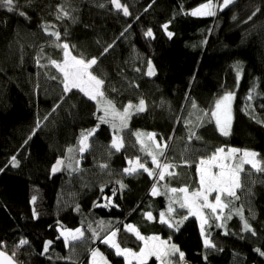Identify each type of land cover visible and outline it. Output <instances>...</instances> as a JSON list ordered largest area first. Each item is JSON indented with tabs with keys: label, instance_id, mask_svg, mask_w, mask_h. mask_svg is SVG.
Returning a JSON list of instances; mask_svg holds the SVG:
<instances>
[{
	"label": "trees",
	"instance_id": "16d2710c",
	"mask_svg": "<svg viewBox=\"0 0 264 264\" xmlns=\"http://www.w3.org/2000/svg\"><path fill=\"white\" fill-rule=\"evenodd\" d=\"M211 1L219 5L214 16L191 14L209 0H120L127 16L110 0H14V11L0 6V252L19 264H92L99 249L109 264H128L102 239L118 230L116 242L139 252L143 241L125 230L133 225L142 236L176 243L190 264H264L256 251L264 252V171L243 164L239 199L222 196L228 207L220 219L205 208L203 235L194 218L171 228L161 223L169 207L176 215L189 210L171 206L161 192L152 195L153 185L166 182L197 187L200 160L220 148L255 151L264 168V0H233L222 10L223 0ZM65 43L73 56L97 59L90 72L104 82L102 98L64 91L63 75L50 61H64ZM227 92L235 103L225 136L212 113ZM102 99L118 109L143 100L146 110L114 135L101 123ZM93 130L76 167L53 172L70 147L80 146L81 134ZM152 133L167 145L164 155L152 141L147 145L157 159L179 167L175 176L124 171L138 167L137 160L154 168L141 143ZM115 136L123 142L119 150ZM13 156L18 166L11 165ZM77 228L84 238L66 243L62 230ZM205 238L214 246L206 247ZM144 264L160 263L152 257Z\"/></svg>",
	"mask_w": 264,
	"mask_h": 264
},
{
	"label": "snow or ice",
	"instance_id": "6c2138e0",
	"mask_svg": "<svg viewBox=\"0 0 264 264\" xmlns=\"http://www.w3.org/2000/svg\"><path fill=\"white\" fill-rule=\"evenodd\" d=\"M233 2V0H223V4L220 6L221 10L224 7H227ZM14 0H0V6H6L8 11H14L13 8ZM110 3L113 4L116 9L123 10V14L125 16L129 15V11L127 6H124L120 3V0H110ZM63 11V9H61ZM192 15H207V16H214L216 14L214 10V6L211 4V0H209V3L202 4L197 9H195L192 13ZM20 15H25L23 12L20 13ZM64 15H68V13H64ZM255 15V13H253ZM60 18L59 16L57 17ZM251 19V17H249ZM164 28L167 29V25H164ZM52 35L56 36L57 39H59V33H52ZM146 36L151 37L153 35L152 30L149 29L146 33ZM168 36L171 37L172 33L169 32ZM58 47H61V45H57ZM111 47V46H109ZM62 48L64 49V61L63 63H58L55 60L50 61L63 75L62 83L64 85V91L68 92L72 89H79L81 92H84L85 95L89 96L90 99H97V97H103V80L97 78L96 76L92 75V73L89 71V69L97 63L96 58H92L91 60L85 61L83 58H77L75 56H71L70 52L68 51L69 45L67 43L62 45ZM108 48H105L104 51L107 52ZM147 74L149 76L154 75V69L151 65V62L148 63V72ZM239 74V70H238ZM232 99V94H226L221 101H218L216 104V112H213L212 115L216 118V123L218 126H220V131L223 135H228V127L230 124V116L228 114V105L227 102ZM224 105V111L221 113L219 110L221 109V105ZM133 106L129 104L123 112L117 111L115 106L111 103V101H107L104 107L105 115L104 117H101V121L104 123L111 122L113 126H116V121H119L120 127H127V120L130 116V109ZM195 107V105H193ZM145 110V102L143 100H140L139 105L136 106V111L142 112ZM109 117H111V121H109ZM223 118V123H222ZM94 134L93 131H89L86 133L81 134V139L79 141V144L81 147L79 148V151L83 152L85 148L87 147V141L90 136ZM192 135H195L194 133ZM148 140L152 141L153 144H155V149L160 150L162 147H166L167 145H161L159 142L155 141V134H147ZM192 137L190 136L189 139ZM30 139V137H29ZM138 141L140 140V134H137ZM141 143L144 145L142 147L143 151H146L149 155L152 156V163L157 166V168L161 169L158 173H155L153 171H150L147 167H145L144 164L139 163L137 160L138 167H130L124 169L126 173L133 174L138 171V169H143L145 172H148L149 176L158 175L160 180L165 179V175H175L172 172L167 171L169 168L174 167V165L170 164H161L158 159L157 155L153 154V149L149 147L147 144H144L143 141ZM113 147L116 148V150H119L123 147V142L121 138H116L113 140ZM69 151H73L72 149H69ZM238 149H229L228 153L224 154V149L220 148L217 149L216 152L207 159H201L199 162L198 172H199V183L201 185V190H197L189 194L187 187L176 189L173 188L170 191L172 193L180 192L183 193L182 199L179 201V205L181 208H188L189 213L188 215L198 216L200 218L201 224V233L204 234V228L205 225L208 224V219L201 214V209L203 208H210L213 213L216 212V210L223 209L228 207V204L222 202V196H226L229 198H235L239 199V196L237 195V189L242 188L241 179H240V173L243 171L242 165L245 163H249L252 165L253 168L257 167V163L255 162V157L257 154L255 152L250 151H244L243 152V159L239 161L236 165H231L227 163L228 160H230L233 157V154L238 152ZM158 154L160 156H163L164 153L162 150L158 151ZM11 165L13 167L18 166V161L16 160V157L13 156L10 161ZM63 163V161L58 160L56 162V165L53 166L52 171L56 172L59 170V166ZM131 163V162H130ZM212 167H216L219 169L218 173H214L211 171ZM258 170L264 171V168H259ZM126 187V185L121 184V188ZM101 192L104 191L103 188L100 189ZM215 192L216 195L214 197V203H210L208 200L209 194ZM115 191H113V195H115ZM159 194L157 191V188L155 185H153L152 188V195ZM111 202V198L106 197ZM33 201H35V197H33ZM97 207H107L108 205H96ZM169 213L173 212L174 209L169 207L168 209ZM238 215H242L240 211L237 212ZM35 215V213H34ZM147 219L152 220L153 216L151 213L145 214ZM161 219L160 222L167 224L168 227H174L178 226L179 223H182V221L175 222V225L172 221V218L169 216L165 218V213L160 214ZM229 219L231 216L228 217ZM184 219H187V216L184 217ZM216 219H220L219 216L216 217ZM102 223V222H101ZM218 227H223L222 224L217 225ZM245 230L250 231V227L245 222L244 224ZM125 230L132 232L135 234L136 238L139 240H142L145 242L144 247L140 250L139 253L132 252L130 249H121L120 245L116 242V236L117 231H112L109 236H106L102 239V243L110 245L112 248L116 250V254L120 256L127 257H135L140 261V264H144L145 259L149 256H156L158 259L162 256L168 254V249L166 247V243L164 241H159V237H144L141 235V233L136 229L133 225H125ZM93 234L96 235L95 231H93ZM253 234H255L253 232ZM61 235L64 236L65 242L68 243L69 240L76 241L79 240L83 236V232L81 229L77 228L75 230H64L61 232ZM149 241H159V243H149ZM27 240H21L19 242L20 245L27 244ZM51 244V241H48L45 243L44 251L47 252L48 246ZM204 244L206 247L208 246H214L211 245L210 241L205 238ZM172 252L173 254L178 251L175 245H172ZM260 253V255L264 256V252H261L260 249L256 250ZM183 253L181 252L179 254L180 259H183ZM93 257L100 256L101 260L103 261V256L98 251H93L92 253ZM0 258H2L5 261H10V257H7L3 252H0ZM104 264H107L106 261H104Z\"/></svg>",
	"mask_w": 264,
	"mask_h": 264
},
{
	"label": "rangeland",
	"instance_id": "374dc122",
	"mask_svg": "<svg viewBox=\"0 0 264 264\" xmlns=\"http://www.w3.org/2000/svg\"><path fill=\"white\" fill-rule=\"evenodd\" d=\"M205 3H209V2H205ZM205 3H202V4H205ZM202 4H200L199 6H201ZM211 4L214 6V10H217V8L219 7V5H218V3L216 2V1H211ZM198 6V7H199ZM198 7H196V8H194V9H192L191 10V13L195 10V9H197ZM196 16H203V15H196ZM68 51L70 52V54H71V56H73V54H72V52L70 51V49H68ZM63 63V62H62ZM89 71H90V69H89ZM79 90V89H78ZM84 93V92H83ZM229 93H231L232 94V99L230 100V101H228L227 102V105H228V114H229V116H230V124H229V127H228V132H229V134H230V132H231V130H232V126H233V121H234V103H235V94L233 93V92H227V93H224L219 99H217V101L215 102V105H214V111L213 112H216L217 111V109H216V104H217V102L218 101H221L222 100V98L226 95V94H229ZM89 97V96H88ZM97 98H99V97H97ZM108 100H106V99H102L101 101H100V107H101V110L103 111V117H104V115H105V112H104V107H105V104H106V102H107ZM128 106V105H127ZM133 106V105H132ZM115 108H116V110L117 111H120V112H123L124 111V109H118V107H116L115 106ZM145 110H146V107H145ZM144 110V111H145ZM221 113L224 111V105L222 104L221 105V109L219 110ZM136 113H138V111H136V106H133L131 109H130V116H129V118H128V120H127V127H120V124H119V121H116V126L114 127L113 126V124L111 123V122H108V123H105V124H109L110 126H111V128L114 130V135L115 134H117L119 131L118 130H122V129H125V128H128L129 126H130V123H131V120H132V117H133V115L134 114H136ZM214 117V116H213ZM109 119V121H111V117H109L108 118ZM214 120H215V123H216V118L214 117ZM101 123H104V122H101ZM222 123H223V118H222ZM216 125H217V123H216ZM217 127H218V129L220 130V126H218L217 125ZM117 129V130H116ZM221 132V131H220ZM222 133V132H221ZM152 134H154V133H152ZM116 138H120V137H117V136H115L114 137V139H116ZM142 141L144 142V144H147V142H148V137L147 138H142ZM155 141H157V142H159L162 146L163 145H165V143H163L162 141H160L159 139H157L156 138V135H155ZM155 145V144H154ZM88 146H89V139H88V141H87V147L85 148V150L83 151V152H81V151H79V148L81 147V145L80 146H72V147H70L69 149H72L73 151H69V149H68V152H67V156L66 157H61L60 159H58V160H61V161H63V163L59 166V170L58 171H63V170H73L75 167H76V165H77V163H79L78 162V159H79V157H80V154H83L86 150H87V148H88ZM165 148L166 147H162L161 149L162 150H165ZM224 149V148H223ZM230 149H238V148H233V147H231ZM226 152L224 153L225 155L228 153V150L229 149H224ZM239 151L238 152H236V153H234L233 154V157L230 159V161L232 162V163H234V165H236V164H238L239 163V161L241 160V159H243V152L246 150V149H238ZM246 151H250V152H255V151H252V150H246ZM256 154H257V156L255 157V162L257 163V167H256V169H259L260 167H261V161H260V159L258 158V153L257 152H255ZM158 161L160 162V163H162V161L161 160H159L158 159ZM229 161V160H228ZM245 164H249V163H245ZM54 165H56V163L54 164ZM145 165V164H144ZM154 165V164H153ZM249 165H251V164H249ZM146 166V165H145ZM252 166V165H251ZM242 167H243V165H242ZM151 171H152V169H154L153 167H148ZM157 169H159V168H157ZM178 169H179V167H176L175 168V174H178ZM138 170H143V169H138ZM160 170V169H159ZM58 171H56V172H58ZM197 171H198V168H197ZM211 171L212 172H214V173H218L219 172V169L218 168H216V167H212L211 168ZM199 173V172H198ZM195 182H197L198 184H197V187L198 188H200L201 187V185H200V183H199V174H198V179H197V181H195ZM189 194H191V193H189ZM215 195H216V193L215 192H213V193H211V194H209V197H208V200H209V202L210 203H214L215 201H214V197H215ZM171 199H175V197L174 196H171V195H168V201H170ZM172 202H175L176 204H177V209L179 210H183L184 208H181L180 207V205H179V202L177 201V200H173ZM172 202H169V204L171 205V203ZM223 202V201H222ZM224 203V202H223ZM172 206V205H171ZM173 209V208H172ZM186 209H188L187 207H186ZM210 209V208H209ZM189 210V209H188ZM223 210L224 209H217L216 210V213H217V215L219 216V217H221L222 216V212H223ZM174 213H177V211H175V209H174V211H173ZM172 212V213H173ZM201 214L203 215V216H205L206 218H207V215H206V213H205V208H203V209H201ZM153 216V215H152ZM184 217H185V214L183 213V212H180L178 215H172L171 214V218H172V220H175V221H182V223H180L181 225L183 224V223H185V221L187 220V219H189V218H194L195 219V217L197 218L196 220L201 224V221H200V218L198 217V216H193V215H188L187 216V219H184ZM79 229H81V228H79ZM62 231H64V230H62ZM81 231L83 232V230L81 229ZM206 232V225H205V228H204V233ZM153 236H155V237H159V241H162L163 239H162V237L160 236V235H156V234H154V235H151V236H144V237H153ZM84 238V232H83V236L79 239V240H76V241H80V240H82ZM116 239V238H115ZM162 239V240H161ZM209 240V239H208ZM75 241V242H76ZM159 241L158 242H154V241H149V243L151 244V243H159ZM210 241V240H209ZM69 242H73V241H71V240H69ZM144 242V241H143ZM164 242H167L166 243V247H167V249H168V254H166V255H164V256H162L161 258H159V261H160V263L161 264H183L182 263V260L183 259H180V257H179V254L182 252L181 251V249H180V247L176 244V243H174V242H168L167 240H164ZM211 242V241H210ZM144 244H145V242H144ZM172 245H175L176 246V248L178 249V251H176L174 254H173V252H172ZM121 247V246H120ZM121 249H128V248H123V247H121ZM115 250V249H114ZM130 250H132V249H130ZM94 251H98L102 256H103V258H104V260L102 261L101 260V258H100V256H97V257H93L92 255H91V263L92 264H104V261H106L107 262V264H109V262H108V260H107V258L105 257V255L99 250V249H95ZM116 252V251H115ZM132 252H135V253H139V252H136V251H134V250H132ZM152 256H149V257H147L146 259H145V261H148L150 258H151ZM124 258H125V256H124ZM184 258V257H183ZM126 259V262L128 263V264H136V263H140V261L138 260V259H136L135 257H127V258H125ZM136 262V263H135Z\"/></svg>",
	"mask_w": 264,
	"mask_h": 264
},
{
	"label": "crops",
	"instance_id": "0c3cea01",
	"mask_svg": "<svg viewBox=\"0 0 264 264\" xmlns=\"http://www.w3.org/2000/svg\"><path fill=\"white\" fill-rule=\"evenodd\" d=\"M227 150V149H226ZM226 151L224 150V153H225ZM227 163H229V164H231V165H234V163H232L230 160L229 161H227ZM161 164H170V165H173L170 161H168V160H163L162 161V163ZM149 167V166H148ZM147 167V168H148ZM151 168V167H150ZM157 168V166L154 164V169H156ZM175 166L174 167H172V168H169L167 171H169V172H172V173H174L175 174ZM149 169V168H148ZM150 170V169H149ZM151 171V170H150ZM152 171H153V169H152ZM159 171H161V169L159 170ZM176 175V174H175ZM175 175H171V176H175ZM170 175H165V179H167L168 177H169ZM240 177H241V173H240ZM157 187H159V189L157 188ZM156 188H157V191H158V193L160 194V192L161 193H163V194H165V195H167V197H168V195H171V196H174L175 197V199H171L170 201L172 202L173 200H177L178 202L182 199V197H183V193H180V192H176V193H172L170 190L171 189H173V188H176V189H180V188H184V187H187V189H188V192L189 193H192V192H194V191H197V190H201V187L200 188H198V187H195L194 189H192V188H190L189 186H181V187H172L170 184H169V182H166V183H161V184H159L158 186H157ZM161 190V191H160ZM159 194H157V195H159ZM157 195H155V196H157ZM214 199V198H213ZM223 199V198H222ZM223 201V200H222ZM224 202V201H223ZM172 203H174L175 205H177L175 202H172ZM225 203V202H224ZM178 207V206H177ZM176 215L174 212L172 213H169V211L168 212H166L165 213V218H167L168 217V215ZM154 218V217H153ZM160 219H161V216H160ZM195 219H197L196 217H195ZM163 239V240H162ZM161 240L162 241H164V240H166V239H164V238H162ZM168 241V240H167ZM154 242H158V241H154ZM169 242V241H168ZM110 246V245H109ZM111 247V246H110ZM143 247H144V242H143ZM114 249V248H113ZM116 251V250H115ZM124 257V256H123ZM152 257H156V256H152ZM151 257V258H152ZM158 259V258H157ZM159 260V259H158ZM145 262H147V261H145ZM144 262V263H145ZM136 263V262H135ZM159 263H160V261H159ZM182 263L183 264H190L188 261H186L185 259L182 261ZM136 264H140V263H136ZM161 264V263H160Z\"/></svg>",
	"mask_w": 264,
	"mask_h": 264
},
{
	"label": "water",
	"instance_id": "95a60500",
	"mask_svg": "<svg viewBox=\"0 0 264 264\" xmlns=\"http://www.w3.org/2000/svg\"><path fill=\"white\" fill-rule=\"evenodd\" d=\"M7 257H10V261H5L0 258V264H19L10 254L3 252Z\"/></svg>",
	"mask_w": 264,
	"mask_h": 264
},
{
	"label": "bare ground",
	"instance_id": "6f19581e",
	"mask_svg": "<svg viewBox=\"0 0 264 264\" xmlns=\"http://www.w3.org/2000/svg\"><path fill=\"white\" fill-rule=\"evenodd\" d=\"M140 158V156H136V159H139Z\"/></svg>",
	"mask_w": 264,
	"mask_h": 264
}]
</instances>
